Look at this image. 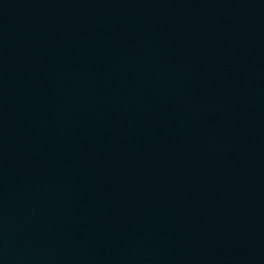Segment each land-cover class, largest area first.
<instances>
[{
	"label": "water",
	"instance_id": "obj_1",
	"mask_svg": "<svg viewBox=\"0 0 264 264\" xmlns=\"http://www.w3.org/2000/svg\"><path fill=\"white\" fill-rule=\"evenodd\" d=\"M0 264H264V0H0Z\"/></svg>",
	"mask_w": 264,
	"mask_h": 264
}]
</instances>
